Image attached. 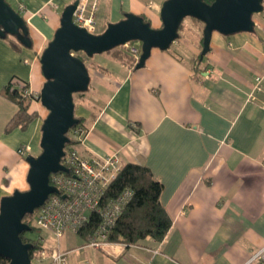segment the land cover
Returning <instances> with one entry per match:
<instances>
[{"label": "crops", "instance_id": "crops-1", "mask_svg": "<svg viewBox=\"0 0 264 264\" xmlns=\"http://www.w3.org/2000/svg\"><path fill=\"white\" fill-rule=\"evenodd\" d=\"M11 1L14 8L24 4L31 46L11 49L0 38V70L9 68L8 80H25L39 92V54L74 0ZM163 1L96 0L95 33L128 12L158 28ZM189 20L169 48H152L140 68L106 52L108 65L89 68L88 89L73 99L86 129L78 152L89 158L117 152L121 164L146 165L163 184L160 202L171 225L159 242L108 241L100 248L75 242L62 248L69 264H261L251 258L264 247V92L253 85L259 76L264 88V20L252 32L213 31L202 58L203 24ZM16 108L12 101V114ZM30 109L37 116L26 129L0 131V197L26 181L19 145L39 151L46 111L36 100ZM85 246L93 249L90 260ZM76 248V259L69 257Z\"/></svg>", "mask_w": 264, "mask_h": 264}, {"label": "water", "instance_id": "water-1", "mask_svg": "<svg viewBox=\"0 0 264 264\" xmlns=\"http://www.w3.org/2000/svg\"><path fill=\"white\" fill-rule=\"evenodd\" d=\"M78 0L66 5L59 26L39 54L40 71L44 81L39 90V102L47 113L40 125V151L27 154L26 189L15 188L0 197V255L7 264H33L29 255L30 242H23L20 232L31 226L22 219L40 207L48 195L58 192L49 183V176L68 172L61 163L64 148L69 142V129L78 123L74 115L75 93L88 89L90 75L84 61L76 52L87 57L107 52L130 40L141 42V53L134 68H140L152 48L165 50L178 38V27L185 17L202 22L200 58L209 50L211 34L223 35L254 31L253 16L263 11V0H164L159 9L161 26L152 27L143 16L128 12L116 22H109L102 32L90 33L73 21ZM26 22L7 0H0V38L22 36ZM28 38L24 39L25 41ZM31 41L28 42V47Z\"/></svg>", "mask_w": 264, "mask_h": 264}, {"label": "built area", "instance_id": "built-area-1", "mask_svg": "<svg viewBox=\"0 0 264 264\" xmlns=\"http://www.w3.org/2000/svg\"><path fill=\"white\" fill-rule=\"evenodd\" d=\"M15 9L22 12L24 4L18 1ZM95 12L96 0H78L73 12V21L88 32L95 33ZM258 15L261 16L259 19L253 18L255 26L260 20H264V9ZM119 47L130 55L135 63L138 61L141 53L140 41L130 40ZM26 84L20 81L17 87L23 86L24 95L31 100L39 101V92L32 91ZM253 90L264 92L259 76L255 78ZM67 135L70 140L74 139L80 143L86 135V130L73 125ZM30 150L29 143H22L17 152L25 157L30 154ZM61 163L68 168V172L59 171L49 176V183L55 186L58 192L50 193L45 202L35 209L34 224L39 229L49 231L58 239L65 232L77 234L89 220L90 213H96L99 222L86 244L100 248L108 243L109 230L132 195V191L125 188L112 199L103 198L104 190L121 168L118 153L112 152L89 158L79 153L73 144L65 145ZM38 241L43 244L45 240L40 236ZM67 253L68 251L60 248L58 243H53L48 248L43 246L37 256L40 259H48L50 264H68ZM251 260L264 262V247L256 252Z\"/></svg>", "mask_w": 264, "mask_h": 264}, {"label": "trees", "instance_id": "trees-1", "mask_svg": "<svg viewBox=\"0 0 264 264\" xmlns=\"http://www.w3.org/2000/svg\"><path fill=\"white\" fill-rule=\"evenodd\" d=\"M205 1L210 2V0ZM191 18L194 21L200 22L196 18ZM182 25L183 24L181 22L178 27V36ZM26 38L28 39L25 41L24 39ZM1 39L6 41L11 47L12 44L16 46V48L28 47L30 37L27 25L26 31L22 36L15 37L8 34ZM107 52H110L114 57L134 67L135 62L132 57H130V55H128L125 51L121 50L119 46L114 47ZM20 81L26 82L25 80L11 77L5 84L2 85L0 89L4 96L13 101L17 107L5 123V132H10L15 128L24 130L37 116V113L30 109V104L32 102L31 98L22 93L24 87H17V83ZM78 119L79 121L75 125L81 126L85 129L82 119ZM78 143L79 142L74 141V139H71L66 146L72 144L75 146ZM125 188H129L132 191V195L124 205L122 212L115 221V224L110 228L107 236L108 241L123 243L126 246L132 244L142 245L149 239L153 242L161 241L172 222L169 214L160 202V193L162 191L163 184L153 177L150 169L146 165L125 162L121 165V168L115 175L114 179L110 181L109 185L104 190L103 198L112 199ZM34 214L35 212L32 214H25L22 219L31 226L29 231L39 229L34 224ZM98 222V215L96 213H90L89 220L77 234L83 243L86 242L93 234ZM27 232L28 231H22L19 235L23 242H30L32 244L29 249V255L31 260H33L34 255L43 248V245L38 241V238H31ZM7 262L8 260L0 255V264H7ZM260 263L264 264L263 261H260Z\"/></svg>", "mask_w": 264, "mask_h": 264}, {"label": "rangeland", "instance_id": "rangeland-1", "mask_svg": "<svg viewBox=\"0 0 264 264\" xmlns=\"http://www.w3.org/2000/svg\"><path fill=\"white\" fill-rule=\"evenodd\" d=\"M11 5L13 4L11 0H7ZM263 5H264V2H263ZM259 16L258 14L254 15L253 18H256V19H259ZM189 19H191V17H186L184 20H183V25H187L188 24V21H190ZM191 25V24H189ZM255 28V27H254ZM9 39V38H8ZM10 48L12 49V47L10 46ZM121 49V48H120ZM122 50V49H121ZM110 53V52H109ZM74 55H77L79 56L85 63L86 67L88 68V70L91 69V71L94 69V68H97L98 65H108V61H109V56L106 54V52H102V53H96L94 55H92L91 57H87L83 52H76L74 53ZM90 68V69H89ZM9 76H12V71H10L9 68H3L0 70V84L3 82V81H7L8 80V77ZM2 87V85H0ZM0 87V88H1ZM82 93H75L73 95V99L78 102L80 97H81ZM27 101V100H26ZM25 101V102H26ZM46 111V109H45ZM47 113V111H46ZM11 116L12 115V101L9 100L7 97L4 96V94L0 91V131L2 130L3 132L4 131V123H6L5 121H7L9 118V115ZM31 146V145H30ZM39 151H40V148L38 147ZM30 154H33V155H36L38 152L36 150H34L32 147H31V150H30ZM37 152V153H36ZM26 167H28V164L26 163L25 164ZM26 172V171H25ZM21 190L23 189H26L28 188V184L27 182L25 181L20 187H19ZM9 193L12 192V189L10 188L9 190ZM8 193V194H9ZM27 234L33 238V239H37L38 237H43V239L45 240L44 243L42 244L44 247H49L51 244L53 243H58L60 248H66L68 246H74L75 245V242L77 244H82V240L81 238L77 235V234H72L71 232H65L62 236H60L58 239L56 237L53 236V234H51L49 231L47 230H44V229H34V230H31V231H28ZM87 242V241H86ZM87 245V244H85ZM74 251L76 252H72L69 254V257H72V258H75L76 259V255H77V251L78 249H74ZM93 251V249L89 246H85L84 247V253L86 254V257L88 260H90L92 257L91 252ZM37 253L34 255V259L32 260V263L33 264H49V260L48 259H40V257L37 256ZM104 259H107L106 257ZM69 264V263H68Z\"/></svg>", "mask_w": 264, "mask_h": 264}, {"label": "clouds", "instance_id": "clouds-1", "mask_svg": "<svg viewBox=\"0 0 264 264\" xmlns=\"http://www.w3.org/2000/svg\"><path fill=\"white\" fill-rule=\"evenodd\" d=\"M254 17V16H253ZM32 261V260H31Z\"/></svg>", "mask_w": 264, "mask_h": 264}]
</instances>
